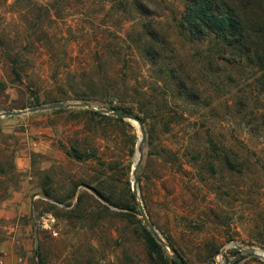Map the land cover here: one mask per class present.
I'll use <instances>...</instances> for the list:
<instances>
[{"label": "rangeland", "instance_id": "obj_1", "mask_svg": "<svg viewBox=\"0 0 264 264\" xmlns=\"http://www.w3.org/2000/svg\"><path fill=\"white\" fill-rule=\"evenodd\" d=\"M187 4L0 0V264H152L137 204L186 264H264L236 248L264 254V0H217L249 54ZM55 104L84 107L26 113Z\"/></svg>", "mask_w": 264, "mask_h": 264}, {"label": "trees", "instance_id": "obj_2", "mask_svg": "<svg viewBox=\"0 0 264 264\" xmlns=\"http://www.w3.org/2000/svg\"><path fill=\"white\" fill-rule=\"evenodd\" d=\"M234 7L235 11L228 7V9L226 10L227 12L224 14L218 12L219 10L217 8V0H188V4L186 5L185 12L182 16L183 18L182 22L180 23V27L183 30L187 31L192 38L205 39L207 37H213L214 39H220L225 42V45L228 48L232 47L238 49L239 51L245 54H249L253 46L251 43L248 42L245 37V34H243V25L240 21V17L238 16L237 10L239 6ZM251 33L257 37L258 35L263 34L262 30H252ZM154 41L156 42V40H151L148 43V46L150 48L154 46ZM152 57L155 56L152 55ZM114 110L121 112V110L119 109ZM126 112L127 114L134 116L131 111L128 110ZM87 114L103 119H113L118 122L122 121L118 118H108L107 116L91 111H87ZM139 119L142 123H144L143 119ZM84 196L92 198L86 194H84ZM98 196L104 199L106 202L110 203L111 205H116L113 204V202H111V200H109L108 198H105L103 194H99ZM82 198V196L78 198V202L75 209L69 215H67L68 219H74V216H72L73 214H76L79 217L78 219L82 217L83 213L85 212L84 208H81ZM128 198L129 201L133 203V206L136 207L135 197L134 194L130 192V189L128 191ZM141 234L143 238V243L148 253L147 257L152 264H176L171 259V256L167 254L166 249L162 247L150 234L146 226H141ZM166 242L168 243L170 249L174 251L183 260L182 256L179 255L177 249L172 245L169 238H166Z\"/></svg>", "mask_w": 264, "mask_h": 264}, {"label": "water", "instance_id": "obj_3", "mask_svg": "<svg viewBox=\"0 0 264 264\" xmlns=\"http://www.w3.org/2000/svg\"><path fill=\"white\" fill-rule=\"evenodd\" d=\"M84 107V105L82 104H72V105H65V104H55L52 106H46V107H39L36 108L34 110H29L26 111V113H32V112H39V111H45V110H59V109H67V108H82ZM89 108V107H88ZM22 112H7V113H2L0 114V117H11V116H18L20 115ZM99 113L102 115H106V116H112L114 118H118L124 121H128V122H132V123H136L138 125L139 131L141 133V145H143L145 143V139H146V133H145V129L144 126L142 124V122L140 121L139 118L135 117V116H131L129 114L126 113H122L119 112L117 110H105V109H101L99 110ZM140 145V146H141ZM141 159V148H138V161L136 162V165L132 171V179L134 184H137V167L138 164L140 162ZM134 192V197L137 198V193H136V189L134 188L133 190ZM138 206V211H139V215L141 220L143 221V223L145 224V226L147 227L148 231L150 232V234L155 238V240L165 249H167L169 251V253L172 256L173 261L176 264H185L184 261L171 249H169V247L167 246V244L164 242V240L160 237V235L158 234L156 228L154 227L153 223L149 220L148 216L146 215V213L144 212L143 207L140 204H137ZM239 251L240 254L243 255H247V256H251L253 258H258L259 260L264 261V256L261 257L259 255L263 254L260 251L254 250V249H244L242 247L237 246L236 247ZM234 261L230 262V264H233Z\"/></svg>", "mask_w": 264, "mask_h": 264}, {"label": "bare ground", "instance_id": "obj_4", "mask_svg": "<svg viewBox=\"0 0 264 264\" xmlns=\"http://www.w3.org/2000/svg\"><path fill=\"white\" fill-rule=\"evenodd\" d=\"M131 123H132V122H131ZM133 124H136V123H133ZM137 158H138V156H137ZM259 255H260L261 257H263V256H264V254H260V253H259Z\"/></svg>", "mask_w": 264, "mask_h": 264}]
</instances>
